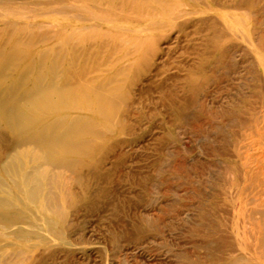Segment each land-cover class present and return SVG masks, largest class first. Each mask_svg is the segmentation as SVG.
Wrapping results in <instances>:
<instances>
[{
    "label": "rangeland",
    "instance_id": "1",
    "mask_svg": "<svg viewBox=\"0 0 264 264\" xmlns=\"http://www.w3.org/2000/svg\"><path fill=\"white\" fill-rule=\"evenodd\" d=\"M207 1L182 28L83 12L160 42L132 76L122 133L82 172L66 246L35 264H264V0Z\"/></svg>",
    "mask_w": 264,
    "mask_h": 264
},
{
    "label": "bare ground",
    "instance_id": "2",
    "mask_svg": "<svg viewBox=\"0 0 264 264\" xmlns=\"http://www.w3.org/2000/svg\"><path fill=\"white\" fill-rule=\"evenodd\" d=\"M84 11L153 29L210 12L207 0H0V264L66 246L82 172L122 133L132 76L156 55L160 39L113 33ZM254 227L258 250L264 221Z\"/></svg>",
    "mask_w": 264,
    "mask_h": 264
}]
</instances>
